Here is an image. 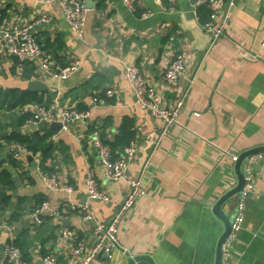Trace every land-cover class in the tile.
<instances>
[{
	"label": "crops",
	"instance_id": "1",
	"mask_svg": "<svg viewBox=\"0 0 264 264\" xmlns=\"http://www.w3.org/2000/svg\"><path fill=\"white\" fill-rule=\"evenodd\" d=\"M85 1L89 11L82 39L56 3L49 6L52 23L35 29L54 67L80 60L66 80L39 75L30 64L27 73L23 63L0 55V258L10 242L33 264H44L47 254L58 264L80 263L72 249L79 242L94 243V223H108L127 192L124 179L105 177L89 143V134L99 129L115 153L135 143L128 174L139 177L144 195L119 223L111 258L99 252L91 264H127L135 255H147L153 264H214L224 231L214 204L235 187L238 157L264 146V0H220L219 11L229 20L214 41L203 29L208 16L197 0H161V5L136 0L135 12L121 0ZM45 8L31 0H0V25L25 22ZM146 10L153 13L148 18L141 16ZM180 51L187 53L186 75L165 85L162 75ZM127 64L140 68L163 106L183 99L178 125L156 145L159 123L135 104L123 79ZM30 81L42 82L45 90H28ZM51 101L90 115L59 132L25 123L38 104ZM9 144L22 145L24 152L14 157ZM88 169L109 201L87 197ZM255 172V191L246 203L231 264H264V164ZM41 174L54 175L60 189L48 188ZM236 194L220 207L229 221ZM45 201L58 205L59 214H36ZM85 204L92 220L84 219Z\"/></svg>",
	"mask_w": 264,
	"mask_h": 264
},
{
	"label": "built area",
	"instance_id": "2",
	"mask_svg": "<svg viewBox=\"0 0 264 264\" xmlns=\"http://www.w3.org/2000/svg\"><path fill=\"white\" fill-rule=\"evenodd\" d=\"M34 4L42 5L45 10L34 15L25 22H16L9 25H0V55L13 58L21 63H28L35 67L36 73L42 76H49L59 81L66 80L75 74L80 68V60L73 59L62 69H57L52 65L50 57L42 50L35 36V29L39 26L50 24L53 16L49 6L56 3L62 10L63 16L70 30L80 39L84 37L89 9L85 0H31ZM161 5V0H154ZM124 7L135 12L136 0H121ZM198 4L210 8L207 20L203 23V29L210 35L212 40L218 39L224 32L229 15L227 12L219 11L220 0H197ZM152 11L146 10L141 16L148 18ZM187 53L180 51L173 57L172 61L162 75L165 85H175L186 75ZM123 79L128 83L134 102L139 107L147 109L159 123V137L155 141L158 144L165 137L171 128L179 123V117L183 108V99H177L171 106H163L157 99V89L145 78L139 67L127 64L123 70ZM108 94L111 90L107 91ZM96 98L93 99L96 102ZM89 110H79L77 108L65 107L57 101L38 104L31 115L25 119L28 125H46L53 122L61 124V130L76 121L88 118ZM89 143L95 150L99 163L103 168L104 175L110 180L124 179L127 183V192L116 213L108 223L95 222L93 226L94 243L87 247L84 242H79L73 249L72 255L81 258L79 264H91L100 251H104L107 258H111L112 251L117 246L116 232L119 223L126 213L133 207L137 200L144 195V189L140 185L139 177H132L128 174V167L136 155L137 148L133 141L125 145L118 153L113 152L110 144L105 142L100 135L99 129H93L89 134ZM146 142L147 139H146ZM1 149V144H0ZM14 157H19L24 152V147L20 144H9L6 148ZM236 160V157H233ZM264 164V151L253 153L247 156L241 164L243 184L236 194L235 204L230 228L226 239L221 246V264H231V251L237 241L238 234L242 228L246 203L251 194L255 191L256 172L255 167ZM42 181L50 189H60V185L54 175L41 174ZM66 191H71L68 185L63 186ZM86 195L91 200L103 202L109 201L105 192L98 188L95 173L88 169L85 180ZM81 209L86 212L85 220H92L93 216L87 212V205H82ZM51 211L58 215L60 207L51 206L48 201L42 203L35 213ZM2 219V208L0 205V222ZM63 236L68 237V233L63 231ZM44 264H58L57 258L53 254H47L43 258ZM0 264H33L27 260L20 248L13 243H5L2 247Z\"/></svg>",
	"mask_w": 264,
	"mask_h": 264
},
{
	"label": "water",
	"instance_id": "3",
	"mask_svg": "<svg viewBox=\"0 0 264 264\" xmlns=\"http://www.w3.org/2000/svg\"><path fill=\"white\" fill-rule=\"evenodd\" d=\"M27 89L30 91L41 92V91L45 90V87H44L43 83L40 81H30L27 84ZM50 128L55 132H59L61 129V124L59 122H53L50 124ZM261 151H264V146L254 147L252 149L244 151L238 157V159L235 163V173H236V178H237V183H236L235 187H233L232 189H230V191L225 193L214 204L213 209H214L215 214L224 223V231H223L222 235L220 236L218 243H217L214 264H221V246H222L223 241L226 239L228 232H229V228H230V221L227 218L223 217V215L220 213V207L224 202L228 201L231 197H233L236 193H238L242 187L243 176H242V172H241L240 168H241V164H242L243 160L247 156H249L253 153H256V152H261ZM100 252H104V251L102 250ZM141 260L147 261L149 264H153V261L147 255H135L133 257H129L127 264H135L136 262L141 261Z\"/></svg>",
	"mask_w": 264,
	"mask_h": 264
},
{
	"label": "trees",
	"instance_id": "4",
	"mask_svg": "<svg viewBox=\"0 0 264 264\" xmlns=\"http://www.w3.org/2000/svg\"><path fill=\"white\" fill-rule=\"evenodd\" d=\"M206 10V8L204 7V6H201V11H203V15L204 16H206V18H207V16H208V13L205 11ZM24 65H23V69H24V71L25 72H31L32 71V68L31 67H28V63L26 64V63H23ZM30 94V93H29ZM31 95V94H30ZM29 150H35V147L34 146H28L27 147ZM45 152V151H44ZM46 157V153H44L43 154V159Z\"/></svg>",
	"mask_w": 264,
	"mask_h": 264
}]
</instances>
